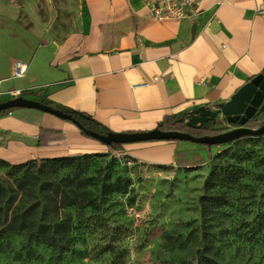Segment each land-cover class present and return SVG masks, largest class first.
Returning <instances> with one entry per match:
<instances>
[{
  "label": "crops",
  "instance_id": "crops-1",
  "mask_svg": "<svg viewBox=\"0 0 264 264\" xmlns=\"http://www.w3.org/2000/svg\"><path fill=\"white\" fill-rule=\"evenodd\" d=\"M150 1L0 0V105L20 92L86 114L112 134L144 133L168 115L216 110L264 74V0H208L197 19L163 23L152 18ZM19 60L29 73L11 80ZM129 149L140 164L196 169L218 148ZM105 151L49 115L0 119V161L11 166Z\"/></svg>",
  "mask_w": 264,
  "mask_h": 264
},
{
  "label": "rangeland",
  "instance_id": "rangeland-1",
  "mask_svg": "<svg viewBox=\"0 0 264 264\" xmlns=\"http://www.w3.org/2000/svg\"><path fill=\"white\" fill-rule=\"evenodd\" d=\"M129 148L0 164V264H264V137L196 169L140 164Z\"/></svg>",
  "mask_w": 264,
  "mask_h": 264
},
{
  "label": "water",
  "instance_id": "water-1",
  "mask_svg": "<svg viewBox=\"0 0 264 264\" xmlns=\"http://www.w3.org/2000/svg\"><path fill=\"white\" fill-rule=\"evenodd\" d=\"M12 109L39 112L52 116L60 121L72 123L79 129H82L80 123L72 115L57 111L41 103L20 98L0 105V113ZM262 116H264V74L247 84L229 103L217 106L216 110H209L203 107L194 111L187 124L190 128L201 129L211 123L222 124L226 121L228 125L236 128L227 134L202 140L195 139L186 134L163 133L159 130L135 134H111L107 137L91 132H86V135L106 147H112L114 145L132 146L149 143L180 142L214 148L234 144L245 138L264 137V127L259 130L249 129V125Z\"/></svg>",
  "mask_w": 264,
  "mask_h": 264
},
{
  "label": "trees",
  "instance_id": "trees-1",
  "mask_svg": "<svg viewBox=\"0 0 264 264\" xmlns=\"http://www.w3.org/2000/svg\"><path fill=\"white\" fill-rule=\"evenodd\" d=\"M45 106L51 107L57 111L63 112L65 114L68 115H72L81 125L82 129L81 133L82 135L91 140L94 141L93 139H91L90 137H88L86 135V132H91L94 134H98L100 136H110L112 134V132H110V130H108L107 128L103 127L102 125L98 124L97 122H95L91 117L87 116L86 114H82V113H74V112H70L68 110H64L61 108H56L51 102L48 101H43V103ZM20 111H27V110H23V109H12L6 112H2L0 113V119L2 117H5L7 115L16 113V112H20ZM191 116L190 115H185V116H174V115H168L165 117L164 121L162 122V124H160L155 130H159L163 133H181V134H186V135H190L192 137H194L195 139H206V138H214V137H218L224 134V130H222L221 128V124H208L206 126H204L203 128L199 129V128H190L188 127V122L190 121ZM262 127H264V116L257 118L253 123H251L249 125V129L251 130H259ZM135 134V133H133ZM96 142V141H95ZM174 143H180V142H165V143H160V144H174ZM149 144H154V143H149ZM104 146V145H103ZM136 146V145H135ZM106 147V146H105ZM129 147V146H123V145H114L112 147H106L109 151L110 154L113 155H117L119 153H124L125 149ZM207 147L209 149H212V147H208V146H204ZM93 156H98V155H84V156H78V157H69V158H62V159H54V160H43V161H36V162H31L28 164H32V163H41V164H61V163H66L69 161H73V160H78L81 158H89V157H93ZM100 156V155H99ZM213 161V158L211 159V162ZM0 164L6 165V166H10L4 162L0 161ZM26 164V165H28ZM26 165H22V166H16V167H24ZM15 167V168H16ZM75 197L78 198V196L75 195ZM57 199H59L58 201H60L62 204L64 205H68V206H72L74 207L76 205V207L79 204H76L78 202H71V198L65 194H63L62 196H57ZM83 199L86 200V194L83 195ZM77 201V199H76ZM71 202V203H70ZM94 207V208H93ZM88 208L91 209H96L95 206H88ZM119 257H121V259L123 258L125 260V258L123 257V255H120ZM123 259L121 261H123ZM120 264H123V262H120ZM198 264H217L216 262H212L211 260H208L205 257L201 258V261Z\"/></svg>",
  "mask_w": 264,
  "mask_h": 264
},
{
  "label": "built area",
  "instance_id": "built-area-1",
  "mask_svg": "<svg viewBox=\"0 0 264 264\" xmlns=\"http://www.w3.org/2000/svg\"><path fill=\"white\" fill-rule=\"evenodd\" d=\"M207 1L208 0H151L147 6L151 12L152 18L156 22L163 23L167 21L197 19L201 15L202 8ZM260 15L264 16V11L261 12ZM29 70V63L20 60L16 61L12 69L11 80H24L27 77ZM10 96L13 99H20L22 93H13ZM228 126L230 128L232 127L230 125ZM234 130L235 128H232L229 132Z\"/></svg>",
  "mask_w": 264,
  "mask_h": 264
},
{
  "label": "flooded vegetation",
  "instance_id": "flooded-vegetation-1",
  "mask_svg": "<svg viewBox=\"0 0 264 264\" xmlns=\"http://www.w3.org/2000/svg\"><path fill=\"white\" fill-rule=\"evenodd\" d=\"M224 124H226V121L225 122H223Z\"/></svg>",
  "mask_w": 264,
  "mask_h": 264
}]
</instances>
